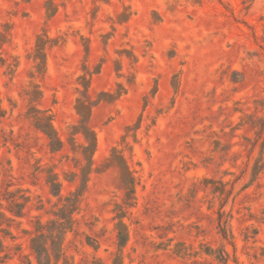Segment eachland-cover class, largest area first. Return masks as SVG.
Instances as JSON below:
<instances>
[{
  "label": "rangeland",
  "instance_id": "rangeland-1",
  "mask_svg": "<svg viewBox=\"0 0 264 264\" xmlns=\"http://www.w3.org/2000/svg\"><path fill=\"white\" fill-rule=\"evenodd\" d=\"M39 233L52 264H264V0H0V264Z\"/></svg>",
  "mask_w": 264,
  "mask_h": 264
},
{
  "label": "trees",
  "instance_id": "trees-1",
  "mask_svg": "<svg viewBox=\"0 0 264 264\" xmlns=\"http://www.w3.org/2000/svg\"><path fill=\"white\" fill-rule=\"evenodd\" d=\"M43 133L49 139L50 148L58 150L62 146V141L50 123H45L42 127ZM94 143V142H93ZM56 186V183H53ZM64 214V213H63ZM62 215L61 218H65ZM59 235L52 233H39L32 239V248L36 256V264H52V261L58 257L60 252ZM126 235L122 231L118 232V243L124 246Z\"/></svg>",
  "mask_w": 264,
  "mask_h": 264
}]
</instances>
